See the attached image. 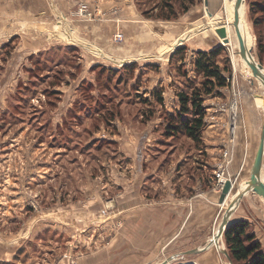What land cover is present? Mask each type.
I'll return each mask as SVG.
<instances>
[{
    "label": "rangeland",
    "instance_id": "374dc122",
    "mask_svg": "<svg viewBox=\"0 0 264 264\" xmlns=\"http://www.w3.org/2000/svg\"><path fill=\"white\" fill-rule=\"evenodd\" d=\"M235 1L0 0V264H242L223 234L203 249L230 198L199 237L176 235L167 210L185 201L179 170L167 167L179 151L202 150L204 189L219 170L235 177L236 149L251 146V172L264 84L242 58L235 25L228 30ZM243 20L247 52L264 67V0H245ZM134 21L140 29L126 33ZM213 49L227 83L202 96L201 140L165 136L177 92L200 86L198 52ZM55 77L61 92L47 96Z\"/></svg>",
    "mask_w": 264,
    "mask_h": 264
},
{
    "label": "crops",
    "instance_id": "0c3cea01",
    "mask_svg": "<svg viewBox=\"0 0 264 264\" xmlns=\"http://www.w3.org/2000/svg\"><path fill=\"white\" fill-rule=\"evenodd\" d=\"M123 12L124 8L123 6H120L118 12H116L117 17L115 16L114 19H110V21L114 23L117 28L122 23L121 20L124 17ZM123 27H125L127 33L128 30L126 27H128L129 30H132L133 28L139 30L140 24L134 21V23L131 22L129 24L123 25ZM195 31L196 30H194V33ZM118 59L122 60L121 58H115V60ZM71 78H74V76ZM56 87L57 86H54L52 89L56 90L57 92H61ZM173 106L176 107V105ZM203 139H205L207 143H210L209 140L213 139V137L206 135ZM168 140L169 138L167 139V141ZM156 142H158V140ZM211 143V147L205 148V153L207 155L206 158H208L205 161L206 163L214 160L213 157H215L216 154L214 149L216 145L213 142ZM191 149L192 147L189 149V151H186L185 149L178 152L179 159L176 160L177 164L175 166H171L169 164L167 165V167H170V169L179 170L177 171V174L179 176V192H177L176 197L178 200H185L184 202L178 203V205L176 204L172 207L167 208V210L169 214L172 211L177 214V220L180 222L178 228H175L173 226L171 228L177 230L176 235L180 234L185 236L199 237L203 234L205 226H207V228H210V226L214 227V225L217 223L222 208L224 207V204L219 203L220 191L214 188V183H212L213 181L211 182L210 179H206V181L209 182L210 185H207L206 189H204L203 174L206 172H204V170L202 169V150H197L196 147H194V149L192 150ZM236 150L238 153L235 154L234 157L232 172L237 182L239 177L241 178V180L245 178L249 179L250 174L248 173L249 171L247 172V169L249 170V164H251L250 158L252 157V148L251 146H249L247 149L245 147V150ZM162 153H164L163 150ZM211 166H213V164ZM156 167L157 166H154L153 169H155ZM153 172L154 170L152 171V173ZM169 173H171V170L167 173L163 171L164 175ZM262 178L264 179V155L262 159ZM233 179L231 180L233 181ZM235 187L228 194L226 198L227 200L229 198L231 200L234 198ZM232 194L233 198L230 197V195ZM231 218V222L237 220L247 221L249 224V229L255 235V238L260 242L261 248L264 251V199L259 194H256L254 192H246L244 195H242L233 211H230L229 219ZM171 223L173 222L169 220V224ZM217 226L215 225V229L217 228ZM168 229L170 230V226H166V230ZM164 232L165 231H163L162 233ZM191 251L193 250H190L189 252Z\"/></svg>",
    "mask_w": 264,
    "mask_h": 264
},
{
    "label": "trees",
    "instance_id": "16d2710c",
    "mask_svg": "<svg viewBox=\"0 0 264 264\" xmlns=\"http://www.w3.org/2000/svg\"><path fill=\"white\" fill-rule=\"evenodd\" d=\"M218 52L219 49L198 52V57L196 58L194 65L197 72L202 74V80L199 84L200 86L192 87V85L187 84L185 90L182 89L177 92L180 106L177 111L169 113L165 119L167 120V125L163 129V134L165 136L172 137L179 132L194 142H199L201 140V131L204 125L205 114L202 105V96L204 94H210L215 87H220L227 83L226 77L221 71L222 69L213 60V57ZM62 72V77H64L65 72ZM71 76L73 77L72 74ZM62 79L63 78L61 77H55L48 82V88H45L44 92L45 95L48 96V94L58 93L52 88L61 83ZM87 90V87H84L83 92L86 93L87 96L92 97ZM156 97L160 102H163L161 93H156ZM91 99H94L95 102H99V100L95 98ZM99 110H93L94 112L90 113V116H99V114H101L98 112ZM103 117H105L106 121L109 120L106 115ZM110 117H114V112L113 114L110 113ZM223 236L228 244V251L234 262H241L242 264H264V251L261 248L260 242L249 229L247 221H232L225 228Z\"/></svg>",
    "mask_w": 264,
    "mask_h": 264
},
{
    "label": "water",
    "instance_id": "95a60500",
    "mask_svg": "<svg viewBox=\"0 0 264 264\" xmlns=\"http://www.w3.org/2000/svg\"><path fill=\"white\" fill-rule=\"evenodd\" d=\"M237 8H238V0L234 2V9L237 10ZM216 32L218 33L220 37H225L226 35L224 27L216 28ZM225 41L227 40L225 39ZM248 53L250 54L251 51L249 50ZM257 65H261V64L258 63ZM263 155H264V118H263L262 125H261L257 147H256L254 157H253L250 176L247 181V184L243 187L245 192H242V190L240 189V186L235 187L236 179H234L233 181L231 179L224 180L223 185L220 190L219 203L224 204L226 202V198L228 194L235 187L234 198L230 201L229 205L225 209L222 219L217 226L216 232L213 234V238H212L213 240L208 241V243H206L203 249L209 247L212 242L216 245L218 244L220 236L223 234L225 228L231 223V221L228 219L227 214L230 211H233V209L238 204L242 195H244L246 192L252 191L256 194H259L264 199V179L262 178ZM193 252H197V249L193 250ZM159 264H164V262L159 263Z\"/></svg>",
    "mask_w": 264,
    "mask_h": 264
},
{
    "label": "bare ground",
    "instance_id": "6f19581e",
    "mask_svg": "<svg viewBox=\"0 0 264 264\" xmlns=\"http://www.w3.org/2000/svg\"><path fill=\"white\" fill-rule=\"evenodd\" d=\"M232 1H234V0H232ZM243 9H244V0H238V8L234 12L235 20L230 21L227 17H225L226 23L228 25L229 31H231V29H232L231 24L235 25V27L237 29V36L239 39V46H240V52H241L242 58L245 61V63L247 64V66L255 73V75L258 76L260 78V80H263V84H264V75H263L264 69L260 65H257L258 63L247 52V45H246V41H248L247 40V28H246L245 21L243 20ZM229 14H231V13H229ZM230 38H231V34H230ZM222 41L226 42L225 38ZM231 51H233V48H231ZM246 184H247V182L244 181L241 183V186L239 185L242 192H245L243 187ZM212 238H213V235L210 238L211 239L210 241L213 240ZM212 244H214V243L212 242L210 245H212Z\"/></svg>",
    "mask_w": 264,
    "mask_h": 264
},
{
    "label": "built area",
    "instance_id": "2783aa9c",
    "mask_svg": "<svg viewBox=\"0 0 264 264\" xmlns=\"http://www.w3.org/2000/svg\"><path fill=\"white\" fill-rule=\"evenodd\" d=\"M215 183H214V187L217 189V190H221V187L223 185V182L225 179H230L229 177H224L223 175V171H218L216 172V175H215Z\"/></svg>",
    "mask_w": 264,
    "mask_h": 264
}]
</instances>
